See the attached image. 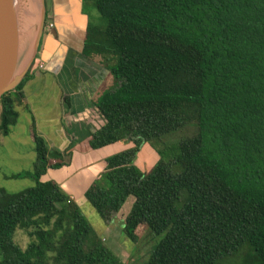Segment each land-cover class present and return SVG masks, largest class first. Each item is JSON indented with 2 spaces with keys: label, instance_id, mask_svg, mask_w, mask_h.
Here are the masks:
<instances>
[{
  "label": "trees",
  "instance_id": "16d2710c",
  "mask_svg": "<svg viewBox=\"0 0 264 264\" xmlns=\"http://www.w3.org/2000/svg\"><path fill=\"white\" fill-rule=\"evenodd\" d=\"M91 1L106 25L89 26L84 52L110 61L114 86L94 105L105 124L90 146L133 147L106 160L83 201L109 224L132 199L123 234L162 236L148 264H223L245 246L264 264V0ZM32 75L0 98L3 136L28 109ZM31 135L34 186L0 187V264H120L61 186L41 180L71 153L50 151L35 122ZM145 143L159 155L147 172L135 163Z\"/></svg>",
  "mask_w": 264,
  "mask_h": 264
},
{
  "label": "crops",
  "instance_id": "0c3cea01",
  "mask_svg": "<svg viewBox=\"0 0 264 264\" xmlns=\"http://www.w3.org/2000/svg\"><path fill=\"white\" fill-rule=\"evenodd\" d=\"M86 3V0H46L43 39L27 72L33 77L23 90L24 105L33 116L38 135L46 140L50 151L71 153L68 166L49 170L41 180L56 182L70 199L81 203L86 191L106 169L108 156L102 154L113 148L119 153L133 147V144L115 143L94 150L90 146L92 135L105 124L94 105L105 91L114 86V80L108 59L99 55L87 56L84 52L88 28L95 25L91 22V12ZM33 43L27 50L20 44L18 72L23 71L30 61ZM37 60L44 64L43 70L32 69ZM151 157L152 165L147 167L146 161ZM158 160L159 155L144 145L135 163L147 172ZM55 172L59 175L53 178L51 175ZM129 205L132 207V199L107 224L106 229L118 218L127 216Z\"/></svg>",
  "mask_w": 264,
  "mask_h": 264
},
{
  "label": "rangeland",
  "instance_id": "374dc122",
  "mask_svg": "<svg viewBox=\"0 0 264 264\" xmlns=\"http://www.w3.org/2000/svg\"><path fill=\"white\" fill-rule=\"evenodd\" d=\"M18 1H20L19 6L21 8H27L26 10H29L31 13L34 12L33 10L35 7V9L37 10L36 15H38L37 25L34 27L33 32H29L28 36L21 37L20 39V44H22L23 49L27 50L29 46L32 45L35 39L38 25L40 23V0ZM86 1L87 3L85 5L88 7L87 9L91 12V22L96 26L105 27L106 23L100 16V14L97 12V10L94 8L93 2L91 0ZM89 4H91L92 7L91 5L89 6ZM93 14H96V16H94ZM16 110L20 114L17 125L12 128V131L9 136H3L2 134H0V187L10 194L22 192L26 189L33 187L35 184L31 178L24 176L25 174L33 171L34 164L36 161V153L34 150V143L31 135L32 124L34 122L33 116L23 106L17 107ZM1 111L2 107L0 103V115ZM194 133L195 130L193 128L178 131L176 133H173L174 135H170L160 141H155L154 147L156 150H161L164 147L166 141L179 142L181 139H184L187 136H192ZM144 145H148L151 149L154 150V152H156V150L152 148L150 144L145 143ZM118 151L119 150L113 148L112 150H106V152H104L102 155H106L108 156V158H110L116 154L124 152L121 151L118 153ZM146 163L145 164L147 167L151 166L152 157L149 158ZM15 175H22V177L15 179L11 178ZM58 175V172H55L51 176L53 178H56ZM98 180H100V178ZM70 202H72V204H74L75 206L79 207L82 214L90 222L95 232L101 238V241L103 242L104 246L108 248V250L118 260L120 264L149 263L153 249L161 240L162 236L158 237L147 226H141L137 231V241L132 242L122 232L125 219L123 216L118 218L117 222L112 223L113 225H109L108 229H106L107 224L102 222L99 217L93 213L94 211L86 202L81 203L80 200L74 201L72 199H70ZM125 208H127V206ZM90 210L93 212H91ZM130 210L131 207L129 209V212ZM15 242L23 250H25L28 244L30 243V237L25 231L18 230L15 235ZM223 264L258 263L255 260V254L252 249H250V247L248 246H245L237 255H235L230 260L224 262Z\"/></svg>",
  "mask_w": 264,
  "mask_h": 264
},
{
  "label": "water",
  "instance_id": "95a60500",
  "mask_svg": "<svg viewBox=\"0 0 264 264\" xmlns=\"http://www.w3.org/2000/svg\"><path fill=\"white\" fill-rule=\"evenodd\" d=\"M41 18L30 61L17 73L20 35L14 0H0V98L13 91L24 79L38 54L47 19L46 0H40Z\"/></svg>",
  "mask_w": 264,
  "mask_h": 264
},
{
  "label": "bare ground",
  "instance_id": "6f19581e",
  "mask_svg": "<svg viewBox=\"0 0 264 264\" xmlns=\"http://www.w3.org/2000/svg\"><path fill=\"white\" fill-rule=\"evenodd\" d=\"M19 2L20 1L18 0H14L15 10H16L17 20H18V31H19V35L21 38V37L28 36L29 32L31 31L33 32L34 27L37 25L38 15H36L37 10L35 9L34 6H33L34 12L31 13L29 10H26L27 8H24V9L21 8L19 6L20 5ZM17 73H18V69H17Z\"/></svg>",
  "mask_w": 264,
  "mask_h": 264
},
{
  "label": "built area",
  "instance_id": "2783aa9c",
  "mask_svg": "<svg viewBox=\"0 0 264 264\" xmlns=\"http://www.w3.org/2000/svg\"><path fill=\"white\" fill-rule=\"evenodd\" d=\"M40 60H37L35 63H34V65H33V67H32V69L33 70H43L44 69V64L42 63V62H39Z\"/></svg>",
  "mask_w": 264,
  "mask_h": 264
}]
</instances>
